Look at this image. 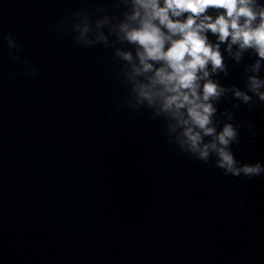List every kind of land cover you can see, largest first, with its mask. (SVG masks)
I'll return each mask as SVG.
<instances>
[{
    "label": "water",
    "instance_id": "95a60500",
    "mask_svg": "<svg viewBox=\"0 0 264 264\" xmlns=\"http://www.w3.org/2000/svg\"><path fill=\"white\" fill-rule=\"evenodd\" d=\"M131 12V0H0V264H264V176H225L167 142L115 54L138 63L117 37ZM85 22L92 44L77 39ZM225 49L229 75L212 78L243 88L256 55ZM233 103L219 109L242 125L236 159L264 163V108Z\"/></svg>",
    "mask_w": 264,
    "mask_h": 264
},
{
    "label": "clouds",
    "instance_id": "9594fccd",
    "mask_svg": "<svg viewBox=\"0 0 264 264\" xmlns=\"http://www.w3.org/2000/svg\"><path fill=\"white\" fill-rule=\"evenodd\" d=\"M131 7L126 19L133 23H121L117 37L121 43L135 46L138 63L132 52L117 49L115 54L127 62L123 75L136 103H146L156 115L164 114L168 121L165 139L189 160L211 163L225 176H264V163H241L236 159L232 146L240 143L242 125L235 121L234 111L219 109L227 99L234 101L232 109H239L241 104L250 111L264 108V2L131 0ZM105 23L98 21L97 28ZM89 30L85 22L77 39L94 43L85 35ZM209 33L216 38L215 43L210 41ZM96 40L107 45L103 34ZM221 45H226L228 53L237 46V62L247 50L255 53V63L245 68L252 74L246 76L243 88L225 86L212 78L229 75ZM247 130L252 132L250 123ZM171 134H175L174 141L167 139ZM240 205L243 207V201Z\"/></svg>",
    "mask_w": 264,
    "mask_h": 264
}]
</instances>
